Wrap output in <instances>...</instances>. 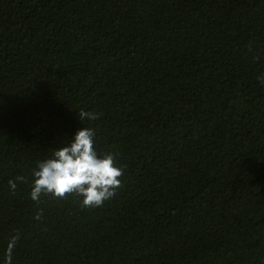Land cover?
<instances>
[{"label":"trees","instance_id":"16d2710c","mask_svg":"<svg viewBox=\"0 0 264 264\" xmlns=\"http://www.w3.org/2000/svg\"><path fill=\"white\" fill-rule=\"evenodd\" d=\"M262 78L264 0H0V264H264ZM84 127L122 187L33 201Z\"/></svg>","mask_w":264,"mask_h":264},{"label":"clouds","instance_id":"9594fccd","mask_svg":"<svg viewBox=\"0 0 264 264\" xmlns=\"http://www.w3.org/2000/svg\"><path fill=\"white\" fill-rule=\"evenodd\" d=\"M264 83V78L261 79ZM80 121L99 119L95 112H78ZM95 130L84 127L76 132L74 138L58 150H51L52 156L38 162L37 169L33 170L32 190L33 201L39 202L42 194H51L52 197L65 199L69 194L82 197L81 206L84 208L102 207L104 203L115 197L122 187L121 178L123 167H117L114 156L109 153L102 158L94 148ZM24 181V177H17ZM9 188L14 192L17 184L8 181ZM40 219V215L36 216ZM19 239L13 236L6 250L5 264H11L12 252Z\"/></svg>","mask_w":264,"mask_h":264}]
</instances>
